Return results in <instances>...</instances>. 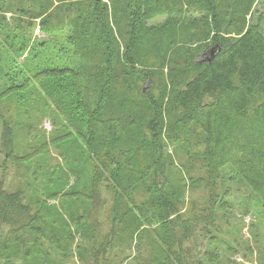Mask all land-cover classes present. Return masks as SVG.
<instances>
[{"label": "trees", "instance_id": "obj_1", "mask_svg": "<svg viewBox=\"0 0 264 264\" xmlns=\"http://www.w3.org/2000/svg\"><path fill=\"white\" fill-rule=\"evenodd\" d=\"M259 2L0 0V264L220 263L226 167L264 208Z\"/></svg>", "mask_w": 264, "mask_h": 264}, {"label": "rangeland", "instance_id": "obj_2", "mask_svg": "<svg viewBox=\"0 0 264 264\" xmlns=\"http://www.w3.org/2000/svg\"><path fill=\"white\" fill-rule=\"evenodd\" d=\"M256 9L262 13L261 28L264 34V0H260ZM35 33L39 37L37 30H35ZM145 88L147 89L148 85ZM51 120L52 118L49 115L47 117L43 116L41 119H34L31 122L34 126V131L41 129L48 134L52 129ZM28 141L22 142L24 148H26ZM40 159L42 157H36L33 162L40 163L38 161ZM185 162L186 156L180 152L177 163L182 170L188 167ZM32 163L28 167L30 168L28 172L20 171L14 174L15 171H12L14 177L11 178L9 176L6 178L9 184L11 183L13 187H16L21 185L24 178L25 180L29 179L33 170L36 169V163ZM39 167L44 172V164L42 165L41 163ZM223 174V180L220 181L219 188L221 192L227 190L228 194L225 217L221 220L220 217L223 212L220 211L218 213V218L215 222H217L216 225H218L220 234L215 235L214 240L216 242L214 244L202 247L200 257H202L206 248L212 250L216 247L221 258L219 264H264V208L260 201L247 191L245 184L239 181L237 177L232 180L229 179V176L233 175L231 168L226 167ZM98 233L95 232V238L89 241L80 240L79 245L82 248L80 253L82 254L79 253L78 257H82L84 264H102L104 260L108 264H144L143 261H138L136 257L124 260V253H121V250L118 251V249L106 251L103 256L100 252L101 234ZM212 235L214 236L213 232ZM75 238L79 241L78 235ZM126 252L132 257L136 253L134 250Z\"/></svg>", "mask_w": 264, "mask_h": 264}]
</instances>
